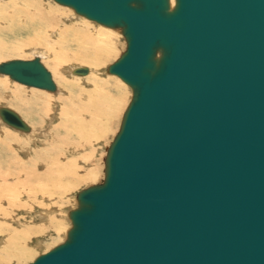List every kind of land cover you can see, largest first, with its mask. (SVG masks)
Instances as JSON below:
<instances>
[{
  "label": "water",
  "instance_id": "obj_1",
  "mask_svg": "<svg viewBox=\"0 0 264 264\" xmlns=\"http://www.w3.org/2000/svg\"><path fill=\"white\" fill-rule=\"evenodd\" d=\"M55 1L121 31L108 71L132 99L104 180L79 193L64 243L30 264H264V0ZM0 74L57 89L38 57Z\"/></svg>",
  "mask_w": 264,
  "mask_h": 264
},
{
  "label": "rangeland",
  "instance_id": "obj_2",
  "mask_svg": "<svg viewBox=\"0 0 264 264\" xmlns=\"http://www.w3.org/2000/svg\"><path fill=\"white\" fill-rule=\"evenodd\" d=\"M34 1H36V3L38 2L37 4L41 3V6L44 8H50L55 11L54 16L52 15L46 16V19L51 21L53 28L52 26L51 27L48 26L45 23V20L42 23L40 20H38L36 22V25H33L31 19L38 12V9L33 6ZM2 13H5L7 15V18H11L17 24L22 25L23 26L22 30H24L27 27L29 28V32L24 36L20 35L21 37L12 39L10 41H8V38H6V42L8 44H11L12 42V44L20 46V44L23 43L25 44L28 41V39L34 40L35 44L31 46H26L22 48L20 51L2 55L0 57V64L10 60H33L35 57L40 56L43 60V63L51 71L59 89V93L49 94L37 89L27 88L12 81L8 77L0 76V82L2 81L5 82L7 85L10 86L12 91L16 94L20 93L25 96L28 95L29 96L28 101H30L31 103L44 101V99L50 98L53 104L50 107V111L52 112H50L49 114L51 116L46 117L45 115L40 114L39 116L34 118L35 120L33 124L27 119V117L22 112L20 107H22L23 104L19 101V99L12 98L10 96L7 98L8 100H6L5 99L6 90L0 88V91L2 93V95H0V107H6L12 109L16 113H18L22 117V119L27 123V125H29V127L32 129V132L29 134H23L11 128H8V126L6 127L5 124H2L3 126H1L0 128L1 129L6 128V130L10 132L15 131L16 133L13 132L12 134H17L18 136L20 134V136L24 138V140L31 141V143L27 141V144H25V147H31L30 148L31 150L28 149L30 151L28 152V154L31 156V159L39 160V156H43L47 158V153L50 157L53 156L55 152L53 149L50 148V146H48L46 149L47 153L43 152L41 154L40 153L37 154L34 153L33 150L35 149L40 151L44 150L45 147L44 145H42V143L40 144V142H42L46 138L47 140H51L50 135H58L59 133H62L64 130L71 131L72 123L70 119L76 117L75 114L72 113L69 119L65 117L60 118L58 116V114L63 112L64 111L63 109L66 108L64 104L67 106V110L74 111L76 114H78L83 110L89 111L88 107L87 109H85V105L90 100L100 102L99 106L102 105V100H104V95L106 94H110L115 99L116 102L117 99H119L122 96V92H117L116 85L122 86V90L126 95L125 104L121 112L117 113V116L116 118H114V122L112 126L109 129H106L107 134L102 137L101 142L98 143L96 141H93L95 142V144L94 146H92L90 143L86 144V141L83 140V138H81V146H83L84 148L81 149L80 151H78V149L77 150L75 149L74 153L71 154V159L73 160L75 159V164H74L75 167L82 168L84 169V171L85 170L96 171L94 175L95 178H93L89 182H85V183L82 182L81 185L72 189V191L67 195V197H65L63 201H60L58 203L56 211L53 213H47V210L44 211V209L37 208L36 210L38 212L37 211L35 212L33 209L30 212H28L27 215L29 216H27L25 212L15 211L16 201H14L15 197L13 191L10 192L12 194H8L6 197L8 201H10V198H12L10 203L12 204L14 203L15 206L12 207L10 205H7L6 203H2V207L7 208V214L8 213H12V214L11 215L8 214L9 217L6 219L7 221L5 219H0L1 226H2V222L5 220L6 221L5 223L12 224V231H16L19 228L17 226L19 225L18 223L19 221H21L22 225L27 224L26 227H28L29 229L34 230L36 226L44 228V230L43 229L41 230L42 232L41 234H38L37 236H31V239H29L27 243L28 246L27 248L30 249V253H31L29 259H19L17 261L15 260L17 254L16 253L15 255L13 254L14 261L11 262V264H30L33 263L39 256L49 252L51 249L64 243V241L67 238V234L72 227L70 213L71 211L77 209L78 207L79 193L93 185L100 184L105 178V159L107 157V150L110 147L111 143L113 142L115 136L117 135L120 129L121 122L124 117V113L132 99L131 88H129V86L126 83H124L119 77L111 75L108 72V68L111 64L116 62L119 59V57L125 52L127 45L125 38L123 37L120 30L106 28L95 22H92L84 17L77 15L73 9L57 4L54 0H0V25L4 24L5 22V20H1ZM53 18L55 19L54 21L52 20ZM48 29L49 30L52 29V33L49 36L47 35ZM71 29H87V32L90 33L88 37L90 39L88 41L86 40L84 45L87 47H91L90 44L92 41H94L100 48L97 55L102 56L107 51L110 50L111 52L114 50L111 57L106 62H104L102 66L99 67V69H97L98 67H94L88 64L80 65V63H77L72 58L71 60H65L66 58L73 57V55L78 52V49L75 46L76 39L73 41V43L71 42L74 38L77 37L78 33L76 32L71 33ZM61 33L62 36L65 38L66 42L69 43L68 46L64 43V41L60 39ZM56 59H58L61 65L63 66L59 68H55L53 61ZM83 67L88 68L90 71L93 72H91L90 75H87L85 77L77 76V75L75 77L74 75H70V74L68 75V72L70 70L76 68H83ZM101 79H104L105 82H107L110 86L105 85L104 81H102ZM32 90H34L35 93L29 92ZM85 92H87L88 95H86ZM60 98L64 100L62 103ZM111 107H112V103L111 105L105 103L103 110L105 111L106 114L99 116L101 120H103L104 117L112 118L113 116L112 111L106 112V110H109ZM38 111H40V109ZM57 125L59 126L60 131L56 133ZM37 126L40 129H42V133L40 131L39 132L37 131L39 129V128L37 129ZM92 126L94 128H96V126L102 129L107 128L106 124L102 122L99 124H93ZM90 130L92 129H90L89 127L87 129L88 135L95 133ZM34 131L36 132V134L34 133ZM40 133L44 134L43 136L46 137L44 138L40 137L39 136ZM47 135L49 136L47 137ZM2 139L3 140H0L1 142L5 141L4 140L5 136L3 134H2ZM33 140L35 143L33 142ZM9 144H10V140L8 141V145ZM1 147L2 146L0 145V155H4L6 157L8 155L10 157L8 151L7 152L4 151L3 147L2 148ZM13 149L17 150L16 147L14 146ZM5 152L7 153V155ZM20 154L21 152L19 151L18 155ZM69 158H66V161H68ZM83 158L85 160H88V162H85ZM3 171L5 173L9 172L7 169H3ZM11 184L13 185L16 184L18 186V183H15L14 178ZM16 185L15 188L16 190H18L19 186L17 187ZM15 212L17 213L13 215ZM33 212L35 213L31 214ZM52 218L53 220H51ZM57 221L59 223V228L61 229L56 227L58 226V223L56 224L54 222ZM2 247L3 244L1 243V238H0V248Z\"/></svg>",
  "mask_w": 264,
  "mask_h": 264
},
{
  "label": "bare ground",
  "instance_id": "obj_3",
  "mask_svg": "<svg viewBox=\"0 0 264 264\" xmlns=\"http://www.w3.org/2000/svg\"><path fill=\"white\" fill-rule=\"evenodd\" d=\"M37 3L36 1L33 2V6L38 9V12L35 16H33V18L31 19V22L33 23V25H36V22L38 20H40L41 23L45 20V23L51 27L52 23L50 20L46 19V16L47 15L54 16L55 11L50 8H44L41 6V3L40 4H37ZM172 3L174 4V1ZM1 20H5V22L4 24L0 25V57L7 53H14V52L20 51L22 48L26 46H31L35 44V41L32 39H28V41L25 44L24 43L20 44V46L12 44V42L11 44H8L6 42V38H8V41H10L12 39L21 37L20 35L24 36L25 34L29 32V28L27 27L24 30H22L23 26L20 24H17L11 18H7V15L5 13L1 14ZM52 20L54 21L55 19L53 18ZM106 28H109V27H106ZM73 32L78 33L77 37L71 41L73 43V41L76 39L75 46L78 49V52L75 53L73 57L66 58L65 60H71L72 58L77 63H80V65L88 64L94 67H98L97 69H99V67H101L102 64L111 57L114 50L111 52L109 50L102 56L97 55L100 48L94 41L91 42L90 44L91 47H87L84 45L86 40L88 41L90 39L88 38L90 33L87 32V29H71V33ZM51 33H52V29L51 30L48 29L47 35L49 36ZM60 39L64 41V43L67 46L69 45V43H67L65 38L62 36V33L60 34ZM38 58H40L41 62L43 63L42 58L40 56H38ZM26 61H30V60H26ZM53 64L55 68H59L63 66L61 65L58 59L54 60ZM45 67L47 68L46 65ZM76 69H79V68H76ZM76 69H72L69 72L67 71L68 75L70 74L76 77L77 75L75 73ZM91 72L93 71L89 70V73L87 75H90ZM87 75H77V76L85 77ZM0 76L8 77L2 74H0ZM53 80H54V77H53ZM101 80L104 81L105 85L110 86L107 82H105L104 79H101ZM22 86H25V85H22ZM56 87L57 89L54 92L43 91L40 89H37V90H40V91H43L49 94H57L59 93L57 84H56ZM0 88L6 90V97L4 96L6 100H8L7 98L10 96L12 98L19 99V101L23 104V106L20 108L30 122L33 123L35 120L34 118L39 116L40 114H43L46 117L51 116L49 113L52 112L50 111V107L53 104L50 98H46L44 99V101L31 103L30 101H28L29 100L28 95L25 96L20 93L19 94L14 93L12 89L10 88V86L7 85L3 81L0 82ZM27 88H32V87H27ZM32 89H36V88H32ZM116 90L117 92H122V96L119 99H117L116 102H115V99L110 94H106L104 95V100H102V105L99 106L100 102L90 100L85 105V109H87L88 107L89 111L83 110L79 112L78 114H76L74 111L67 110V106L64 104L66 108H64L63 109L64 111L59 113L58 116L60 118L65 117L69 119L72 113L75 114L76 117L70 119L72 123L71 131L64 130L62 133H59L58 135H50L51 140H47L46 138L45 140L40 142V144L42 143V145H44L45 147L44 150L40 151V150L35 149L33 150L34 153H37V154L38 153L41 154L43 152L47 153L46 149L48 146H50V148L54 150L55 154L50 157L47 153V158L43 156H39V160L31 159V156L28 154V152H30L29 150H31L30 149L31 147H25V144H27L28 140H24V138H22L20 134L19 136L17 134H12L15 131L23 133V134L31 133L32 129L29 127V125L28 127L30 128V131H22V130L10 127L9 125L5 124L0 116V127L3 126L2 124H5L6 127L8 126V128L15 130L13 132H10L6 130V128H2V129L0 128L1 129L0 140H3L2 134L5 136V139H4L5 141H2V142L0 141V145L3 147L4 151L6 152L8 151L10 155L9 157L6 152L5 153L7 157L4 155H0V219L6 220L9 217L8 214L9 215L12 214V213L7 214V208L2 207V203H6L7 205H10L12 207L15 206L14 203L13 204L10 203L12 198L9 197L10 201H8L6 197L8 194H12L10 193L12 191L15 197L14 201H16L15 211H22V212H25V214L27 215L28 212H30L31 210L34 209V211L36 212L37 211L36 209L39 208V209H44V211L47 210V213H53L56 211L58 203L60 201H63L64 198L67 197V195L72 191V189L81 185L82 182L83 183L89 182L93 178H95L94 175L96 171L94 170L84 171V169L82 168L75 167L74 165L75 159L74 160L71 159V154L74 153L75 149L76 150L78 149V151H80L81 149L84 148L83 146H81V138H83V140L86 141V144L90 143L92 146H94L95 142L93 141L100 143L102 140V137L107 134L106 129H109L112 126L114 122V118H116L117 113L121 112L125 104L126 95L124 91L122 90V86L116 85ZM29 92L35 93L34 90L29 91ZM85 93L86 95H88L87 92ZM0 95H2L1 91H0ZM60 100H61V103L64 101L62 98H60ZM105 103H108L110 105L112 103V107L109 110H106V112L112 111L113 116L112 118L104 117L103 120H101L99 116L106 114L105 111L103 110ZM1 108H6V107H0V109ZM39 109L40 111H38ZM101 122L105 123L107 128L102 129L98 126L94 128L92 126L93 124H99ZM89 127L90 129H92L90 131L95 132L94 134H90V135L87 134V129ZM38 128L39 127L37 126V129ZM37 131L38 132L40 131L42 133V129L40 128ZM59 131H60V128L57 125L56 133ZM34 133L36 134L35 131ZM41 133L39 135L40 137L42 138L46 137V136H43L44 134H41ZM48 136L49 135H47V137ZM9 140H10V144L8 145ZM74 141H77V142H74ZM28 142L31 143V141H28ZM13 146L16 147L17 150H14ZM19 151L21 152L20 155H18ZM66 158H69L68 161H66ZM85 162H88V160H85ZM3 169H7L9 172L5 173ZM12 176L15 180V183H18V186H19L18 190H16L15 188L16 184L15 185L11 184L13 180ZM35 212L31 214H34ZM16 213L17 212H15L13 215H15ZM5 220L2 222V226L0 225V238H1V243L3 244V247L0 248V264H11V262L14 261L13 257L15 253L17 254L15 260L17 261L19 259H29L31 253H30V249L27 248L28 247L27 243L29 239H31V236H37L38 234H41L42 233L41 230L42 229L44 230V228L36 226L34 230L29 229L28 227H26L27 224L22 225L21 221H19L18 222L19 225H17L19 228L17 227L18 229L17 230L15 229L16 231H12V224L5 223L7 221ZM51 220H53V218ZM58 221L54 223L57 224ZM56 227L59 228V223H58V226ZM32 228H33V225H32Z\"/></svg>",
  "mask_w": 264,
  "mask_h": 264
}]
</instances>
